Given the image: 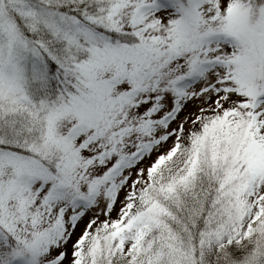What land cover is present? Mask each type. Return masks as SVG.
Returning <instances> with one entry per match:
<instances>
[{
  "label": "snow or ice",
  "instance_id": "1",
  "mask_svg": "<svg viewBox=\"0 0 264 264\" xmlns=\"http://www.w3.org/2000/svg\"><path fill=\"white\" fill-rule=\"evenodd\" d=\"M0 264H264V0H0Z\"/></svg>",
  "mask_w": 264,
  "mask_h": 264
}]
</instances>
